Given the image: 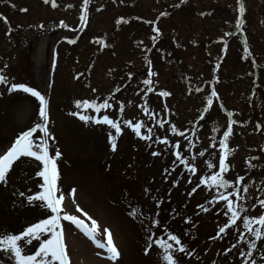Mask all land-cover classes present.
<instances>
[{
    "label": "rangeland",
    "instance_id": "obj_1",
    "mask_svg": "<svg viewBox=\"0 0 264 264\" xmlns=\"http://www.w3.org/2000/svg\"><path fill=\"white\" fill-rule=\"evenodd\" d=\"M182 1L89 0L86 20L82 21L81 17L85 14L84 0H76V3L80 2L78 6L81 5L83 13L81 7L77 13H68L67 10H74L75 0L74 2L65 0L64 3L59 2L58 5L67 13L55 14L56 19L52 25H47L45 22L46 27H49L45 33L38 36L31 35L29 56L26 57L24 50H19V45L15 46L14 41H10L11 47H14L11 51H9L11 49L9 45L7 47L9 50H5L0 44V53L8 57L14 51L13 54L16 57L14 64L11 62L13 58L10 59V65L7 68L3 67L4 64L1 65L7 61L5 57L0 58L1 61L4 59L0 64V74H3L9 81V84H0V155H3L11 146L21 131H26L28 127L40 122L39 102L34 97L19 91L9 92L6 89L11 83H24L36 88L45 95L48 101L47 126L50 132L48 147L50 155L56 159L57 163V195L63 194L65 197L62 202L63 211L80 216L90 225L91 221L83 214L86 212L88 217L97 222L98 238L105 239L104 230H109L113 243L120 253L117 260H110L106 251L98 248L83 231L71 225L70 222L62 220L70 264H164L161 258L162 250H159L158 246L153 245L145 251L146 242L150 243L148 241L149 230L154 239L161 237L168 239V231L181 239L186 252L177 253L180 257V264H241L240 258L246 255L241 256L240 252L246 253L247 251H251L250 257H247V263L255 257L256 252L251 248L250 242H256L257 239L254 237L251 239L249 233L243 230L244 226L236 229V232L227 228L224 233L220 234H218L220 227L216 222L215 225L207 224L204 229L207 215L203 208L198 206L191 211L182 203L183 200L180 202L182 208H177L175 212L170 213L174 202L180 196L183 197V193H181L182 189L177 186L175 189L167 186L179 180L180 177L174 175L164 176L161 180L155 179L154 174L158 172V168L161 169V166L163 168L165 165L161 164L159 157L151 160L147 155L145 149L151 139H144L147 135L146 130L138 136L131 127L140 122L139 117L136 116L141 114L149 98L143 95L141 98L138 96V101L133 100L134 90L138 89L135 86L142 81L141 77L138 80L135 73L125 70L128 61H133L132 63L137 66L135 71L139 72L143 71L140 61L142 57L152 55L156 57L157 64L164 63L166 58L162 55L167 56L169 52H158V50H163L168 46L176 48L175 50L187 59L191 55L188 61H191L192 65H190L194 67L193 70L184 65L171 64L172 70L169 69V74H164V69L160 70V68L159 72L152 74L154 82L161 86L166 83L168 90L176 95L168 99L166 105L161 103L167 109L172 106L176 108L181 84L186 80L188 82L189 79L202 77L207 84L209 81L210 83L214 81L219 85V82L227 79L239 83L243 74L250 73V77L251 75L253 78L257 77L256 70L264 66V28L263 22L259 21L261 14H264V0L263 2L243 0L245 4L243 18L239 12L237 0H219L211 4L212 9L207 3L206 9L211 10L209 14L206 10H202L203 5L199 2L200 0H185L182 4L184 11H182L180 9ZM200 10L205 13L201 21L196 15ZM236 16L238 20H241V27H236L229 32L232 41L237 36L245 42L248 41L247 29L252 26L253 30L255 27L253 31L256 32L257 37L254 35L251 37L250 46L253 54L251 58L242 55L241 50L247 47L244 46L242 39L237 40L236 44L233 42L229 45L230 50L222 47L223 42L219 41L224 38L221 36L222 32L226 28L230 30L229 27L236 24ZM186 17L196 19V21L190 22ZM205 21L208 25L205 28L210 32L216 45L210 49L215 59L209 57L211 60L202 64L201 62H205L203 59L208 56L209 50L206 44L204 42L200 44L198 58L193 59L195 55L192 56V50L197 47L196 42L190 39V36L187 41H181L180 34L176 35L173 28L180 26L178 31L183 28V33L188 31L186 24H193L190 28L199 25L196 28L198 29L204 26ZM65 24L67 27L63 26ZM23 25L21 23L22 27ZM36 25L38 26V23ZM53 25L57 28L51 33L53 29L50 27ZM31 27H33L32 24ZM200 31L201 29H198L196 39L207 40L208 36L201 35ZM253 31L250 32L253 33ZM21 33L17 34L16 38H19ZM179 44H184L186 47L180 46L179 48ZM214 62L217 67L214 66ZM198 63L202 65L197 66ZM198 69L200 71L196 72ZM222 85L220 84L219 91L229 96L222 89L225 88ZM108 90L114 93L115 100L112 112L108 111L107 116L120 124V133H116L110 125L97 123L96 119L82 121L78 115H73L79 112L96 118L104 116L103 111L98 114L95 109L78 108L75 101L87 100L96 103L98 98L104 96ZM122 95L125 98L123 103L121 102V99H124ZM260 97L262 95H259ZM157 100V103H152L151 106L159 111L162 106H160V99ZM179 105L178 110L176 108L173 112L177 115L174 119L176 123L185 120L184 124L194 118H201L197 113V108L202 105L201 103L197 106L194 101L188 100L184 103L180 101ZM220 112L224 117L222 106L216 103L212 108L211 117H221ZM218 122L220 121L216 119L210 129L217 130ZM130 123L132 124L129 125ZM244 125L247 126L248 122L242 123L239 127H244ZM223 128L224 126L221 127V131ZM43 136L42 131L38 130V133H34V139L37 142ZM113 136L116 138L115 149L112 148ZM235 142L233 140L231 148L237 152L241 144ZM254 148L257 147H253L252 144L251 149L254 150ZM57 151L61 153L59 157H55ZM252 153H258V150ZM252 153L249 152L251 161L254 160L251 157ZM244 158L242 155L237 160L240 165ZM256 160L260 161L259 157ZM261 160L263 161L264 158ZM42 170V162L34 158L21 157L13 162V167L7 174V181L0 182V232L18 234L30 224L46 218L48 210H45L44 204L39 200L30 202L28 199L29 196H35L38 191H43L41 188L43 180L38 175V172ZM257 173H259L258 168H254L249 177L253 180L252 187L258 181ZM188 183H191L187 187L190 188L193 180L189 179ZM162 184H166L165 192L168 194L165 196L160 195L158 191ZM192 188L194 187H191L190 191ZM263 192L254 191L250 192V195L262 197ZM190 193L187 195L190 203H193L196 197L197 203L205 205L207 198L218 197L217 193L209 191L201 190L196 191L195 194ZM253 193H255L254 196ZM156 197L160 198L159 201ZM215 201L212 200L214 205L217 204ZM236 201L238 200H235V204L239 206L240 211H244L242 208L244 203L241 201L243 205H240ZM222 202L217 204L218 212L227 211V207L225 208ZM76 205H79L83 212L77 211ZM134 208L140 209L143 214L137 217L129 215ZM228 215L230 217L231 213L229 212ZM150 216L154 220L158 219L160 223H152L148 219ZM218 218L221 221L219 213ZM225 221H221L223 226ZM212 241H214L213 247L210 246ZM261 242L262 240L257 244V249L260 251L258 256L264 257V246ZM33 244H36L35 240ZM36 246L38 247V244ZM208 246L212 249L208 250ZM243 248L247 249L246 252ZM229 250L232 253L227 254ZM187 251H191L192 254L188 255ZM0 258L4 260V264H8L6 256L0 254ZM261 262L264 260L261 259Z\"/></svg>",
    "mask_w": 264,
    "mask_h": 264
},
{
    "label": "snow or ice",
    "instance_id": "obj_2",
    "mask_svg": "<svg viewBox=\"0 0 264 264\" xmlns=\"http://www.w3.org/2000/svg\"><path fill=\"white\" fill-rule=\"evenodd\" d=\"M48 2V0H45ZM53 6H55V0H52ZM89 0H84L85 14L81 17L82 21L86 20L87 7ZM26 11V9H23ZM239 12L243 18L245 12V4L243 0H239ZM67 27V25H63ZM42 27V26H41ZM236 27H241V20L236 21ZM157 31H159L157 29ZM75 42V41H70ZM145 83L151 84L150 80H146ZM0 84H9L7 78L0 74ZM9 92H22L24 94H30L31 97H34L38 103V116L40 117V122L34 124V126L28 127L26 131H21L20 134L15 138L14 142L10 147L6 149L3 155H0V182L7 181V174L9 170L13 167V162L17 161L21 157L34 158L38 162H42L43 170L38 172V175L42 177L41 188L43 191H38L35 196H29L28 199L30 202L39 200L44 204L46 211V218H41L36 223L30 224L18 234H9L7 232H0V254L8 258V264H70L69 254L66 248L65 239H64V227L61 224V221L70 222L71 225H75L81 231L85 233L94 243L100 248L104 249L107 253V256L110 260H117L120 253L117 247L113 243V238L111 232L105 229V239L98 238L99 231L97 222L88 217V214L84 212V216L91 221V224L85 222L81 219L80 216L75 214H68L63 211L62 202L65 200L63 194L57 195V179H58V170L56 159L50 155L48 140L50 138V132L47 126L48 121V101L40 91L34 87H30L24 83H11L10 87L6 89ZM163 96L169 95L167 92L161 93ZM217 96L215 91H212L211 95L208 98V105L211 106L213 103V97ZM78 108L84 109H95L96 112H100L102 108H108L110 105L107 101L102 104H96L87 100H77L75 101ZM73 115H78L82 121H91L96 119L97 123H103L110 125L111 128L115 130L116 133L121 132V127L118 122L110 119L109 116L104 115L100 118L88 116L81 114L79 112L73 113ZM125 123H129L125 121ZM135 134H141V125L135 124L133 126ZM42 131L44 136L40 138L37 142L34 139V133ZM151 131V129H149ZM172 131L175 132L176 128L173 126ZM232 133V128L229 127L227 131L224 132V141L221 146L224 149L223 155L219 159V173L213 174L210 178H205L201 183L214 184L217 187H228L230 184L229 180L223 178V173L227 172L229 165L225 162L227 156L231 149L228 148L227 139ZM182 135V133H181ZM144 139H151L150 136H145ZM178 147V146H177ZM112 148H116V138L112 137ZM61 153L59 151L55 152V157H59ZM158 155V153H155ZM177 157L181 155L180 152L176 153ZM203 155V153H201ZM185 165L189 168V171L195 172L196 166L192 165L190 162L185 161ZM243 180V178H240ZM193 193L196 191V188H192ZM232 193L229 192L228 195L221 194L218 197H213V200H223L227 204V211L225 215L231 213L229 222L225 223L224 226L219 228V233H224L230 224H235L237 219L240 217L238 211V205L234 203V200L231 198ZM159 197H156V200L159 201ZM261 207H264V200L259 201ZM76 210L83 212V209H80L79 205H76ZM203 208V206H200ZM140 209L134 208L130 211L129 215L137 217L142 215ZM152 223L159 224L158 219H152L148 217ZM244 227L252 232L257 240L264 238V215L257 216H245L244 218ZM258 224L260 228H254L253 225ZM42 237H44L42 239ZM36 241V244H33V241ZM146 242L147 247L145 251L149 248H152L153 245L158 246L159 250H162V260L164 264H180V257L177 253H185V245L181 242V239L177 235L168 233V239L156 238L154 239L151 235V230H149V237ZM171 241V242H170ZM251 248L255 249L257 244L255 242H250ZM30 247H25V246ZM34 249V250H33ZM188 255H191V251H187ZM100 255V253H97ZM241 256L250 255V253L240 252ZM0 264H4V260L0 258ZM251 264H256V261H251Z\"/></svg>",
    "mask_w": 264,
    "mask_h": 264
},
{
    "label": "trees",
    "instance_id": "obj_3",
    "mask_svg": "<svg viewBox=\"0 0 264 264\" xmlns=\"http://www.w3.org/2000/svg\"><path fill=\"white\" fill-rule=\"evenodd\" d=\"M59 2L64 3L65 0H63V2L61 0H55V6H53L52 0H48V2H45V0H0V44L3 45L2 46L3 49L6 47L5 44H9V48H10L11 47L10 41H13V39L16 38V35L21 33V31H22L21 35H19V38L18 37L16 38L17 40L14 41V43L16 45H19L18 46L19 50L20 49L26 50L25 51L26 54L29 55V53H27V52L30 51V49H31V43L30 42L32 41V36L30 34L38 36L41 32L48 30L49 27L48 28L46 27L45 22L47 25L48 24L52 25L54 23L53 21H55V19H56V15L62 14L61 12H66L65 9H63L60 5H58ZM73 2H74V0H73ZM78 4H80V2L76 3V0H75V6L73 8L74 10L73 11L67 10V12L68 13H73V12L77 13V11H79V9L82 8L81 5L78 6ZM54 7H56V8H54ZM23 9H26V11H23ZM21 23H22V25L24 24L23 27L21 26ZM36 23H38V26L36 25ZM31 24L33 27H31ZM39 26H42V27H39ZM2 27L4 28V30H6L4 32L6 33L5 35H7L8 38H6V36L4 37V34L2 32ZM20 29H22V30H20ZM23 33H26L27 35L29 33L28 38L23 36ZM21 39H23V41ZM13 48L14 47H11V49L9 51L13 50ZM13 53H14V51H13ZM13 53L10 54L8 57H5L9 61L8 64H10L11 58H13L12 59L13 61H11L13 64L16 62V60H15L16 57H15V54H13ZM0 55L5 56L3 54H0ZM176 55L178 56L179 54L177 53ZM179 56H180V58H183L182 55H179ZM154 65L155 64H154L152 59H150V58L149 59L148 58L142 59L141 60V66L144 67V71L142 74L147 73V75L149 76V74H151V71L154 70L153 69L155 67ZM158 65L160 66L159 68H162V69L164 68V74H169V72H168L169 69H168L167 65L162 66L161 62H159ZM163 84L166 85V83H163ZM193 89L195 90L196 87H193ZM212 90H214L216 92V88L214 85L212 87ZM227 90H229V87H227ZM242 91H246V89L241 90V92ZM192 92H193V90H191V92L189 93L190 94L189 98L194 97ZM183 93H184V91H183V89H181L180 94L184 95ZM243 93H245V92H242V94ZM180 94H178V95H180ZM231 94H232V97L229 96V98H224L223 99L225 101L224 102V101H222L221 98H220L221 101L219 100V97L221 95L217 93V96L212 98L213 99L212 105L207 106L204 109L207 111L209 109L212 110V108L215 106L216 102L220 101V103L225 105L226 107H227V104L229 106L228 108L231 107L230 111H228L230 113L228 115H224V117L219 116V117L212 118L211 116H209L201 122V125H204V127H205V125L207 123L211 124L216 119L222 120V118L225 119L224 120L225 123L228 120L229 121H231V120L232 121H240L241 119L244 118V116L246 117V119L248 121H250V123L247 126L244 125V127H241V128L236 129L234 131V133H233L234 135H233L232 139L237 141V137H238V140L241 142V145H242V146L240 145L241 150L239 147L236 150L237 152H234L235 150L233 151L232 148H230L232 151L230 159H232V160L228 159L229 160L228 162H230V164L228 162H226L229 165L228 170H227V172L222 174L224 179L229 180L230 182H232L233 185H236V183L238 182L237 181L238 178H241V177L242 178L243 177L249 178L251 173H253V169L259 168L260 162H258L257 160L254 161L253 159H252V161L249 160V157H250L249 152L252 153V152H254V150L255 151L258 150V153H252L251 157H253L254 159H257V157H259V160L264 158V98H263L264 94L259 99L256 98V96H253L251 94L249 96V98L242 96L241 99L240 98L238 99V97H237L238 100L234 99L236 97L235 95L237 94V92H232ZM185 97L186 96L181 97L177 101L176 105H179L180 101H183L182 99H184ZM243 99L246 102H243ZM197 106H198V104H197ZM199 107H200V105L198 106V108ZM198 108H197V110H198ZM193 109H194V106L192 107V110ZM171 111H173V109H171ZM171 111H170V113H171ZM245 120L243 122H241V124L246 122ZM183 122L179 121V124H181V123L183 124ZM224 122L220 123L219 128H221L222 126L225 125ZM173 123H175V122H173ZM184 124H186V127L190 132H192V130H194V128H195L194 122L191 123V121H189L188 123H184ZM241 124H239V125H241ZM184 126L182 125V126L176 127V130L179 132L181 137L186 135L185 134L186 129ZM236 127L237 126L235 125V126H233L232 129H235ZM197 129L195 131H197ZM181 133H182V135H181ZM223 134L224 133L222 131H219V133H218V135H219L218 142H220V143H222L224 141ZM204 136H208V135L207 134H203V135L198 134V137H199L198 142H199V140L202 141V138ZM243 136H245V137H243ZM189 142L190 141L188 138H184L181 143L177 142V144H179V146L181 145L180 149H177V151H179L183 155V157H182L183 160H186L187 157L191 156V154H189L188 150H184L188 146ZM236 144H238V141ZM252 144H253V147H257V148H254V150L251 149ZM166 145H167V149H170V147L172 146L171 143H167ZM159 147H158V149H159ZM206 149H208V147H206ZM155 151H157V149L153 148V150H151L150 153H153ZM204 153L207 154V157H208V153H210V155L212 157H213V154H215V152L211 153L210 150H204ZM240 154H242L245 157L244 160L242 159L243 162L241 163V165H240L239 161H237L242 156ZM217 160L218 159L216 158L214 161L215 163H213L211 167H208L210 173H213V174L218 173V169L216 166H219V162H217ZM205 168L204 167L201 168V171H202V169L204 170ZM259 169L261 170V172L259 171V173H257L259 175V178L257 177L258 181H256V184L253 186V190H255V192L260 191V193H261V191H264V189H262V186L264 185V167L259 168ZM161 170L159 172H161ZM201 175H203V174H201ZM195 180L193 181L192 186L193 187L197 186L198 191H201V190L206 191V190L216 188L219 191H225L227 193L230 192L226 188L223 189L222 187H217L216 185H213V184L195 183ZM252 184H253V180L249 181L246 184V188L251 189ZM187 195H188V193L186 190L185 194H183V202L182 203H184V204H185V200L187 199ZM254 195H255V193H253V196ZM260 198H264V194ZM196 200H197V198L195 197L193 199V203L188 202V204L192 205L195 203ZM253 200H256L255 196H254ZM255 203H257V202H254V204ZM178 206L180 207L181 205H178ZM178 206H176L175 208H178Z\"/></svg>",
    "mask_w": 264,
    "mask_h": 264
}]
</instances>
